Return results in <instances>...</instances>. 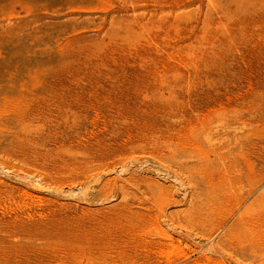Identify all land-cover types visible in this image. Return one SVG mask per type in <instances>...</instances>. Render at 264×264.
Returning a JSON list of instances; mask_svg holds the SVG:
<instances>
[{
	"label": "rangeland",
	"instance_id": "1",
	"mask_svg": "<svg viewBox=\"0 0 264 264\" xmlns=\"http://www.w3.org/2000/svg\"><path fill=\"white\" fill-rule=\"evenodd\" d=\"M0 264H264V0H0Z\"/></svg>",
	"mask_w": 264,
	"mask_h": 264
},
{
	"label": "bare ground",
	"instance_id": "2",
	"mask_svg": "<svg viewBox=\"0 0 264 264\" xmlns=\"http://www.w3.org/2000/svg\"><path fill=\"white\" fill-rule=\"evenodd\" d=\"M253 9V8H252ZM231 21V20H230ZM244 22V21H243ZM230 27V26H229ZM130 39V38H129ZM134 44H136V43H134ZM208 46V45H207ZM143 48V47H142ZM204 51V50H203ZM136 53V52H135ZM123 54V53H122ZM139 55V54H138ZM189 61V60H188ZM201 70H202V68H201ZM167 114V113H166ZM38 181V180H37ZM23 182V181H22ZM32 182V181H31ZM30 182V183H31ZM33 183H35V181L33 182ZM40 183V182H39ZM112 183V182H111ZM87 184V183H86ZM34 185V184H33ZM42 185V184H41ZM31 186V185H30ZM86 186H88V185H86ZM90 186V185H89ZM125 187V186H124ZM124 189V188H123ZM22 191V190H21ZM59 193V192H58ZM28 194V193H27ZM79 194V193H78ZM127 194V193H126ZM65 196V195H64ZM80 196V195H79ZM123 196L124 197H126V195H124L123 194ZM70 197V196H69ZM68 199V198H67ZM125 199V198H124ZM37 213V212H36ZM137 216V215H136ZM141 216V215H140ZM156 216V215H155ZM140 219V218H139ZM162 219V218H161ZM167 232V231H166ZM161 234H163V235H167V234H165L164 232L162 233V232H160ZM168 236V239H170L171 240V236H170V234L169 235H167ZM167 239V240H168ZM173 239V238H172Z\"/></svg>",
	"mask_w": 264,
	"mask_h": 264
}]
</instances>
